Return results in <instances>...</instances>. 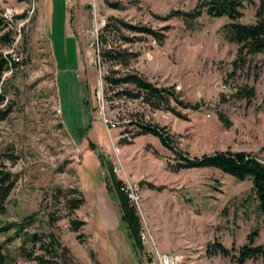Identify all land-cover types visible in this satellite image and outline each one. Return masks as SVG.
<instances>
[{"label": "rangeland", "instance_id": "374dc122", "mask_svg": "<svg viewBox=\"0 0 264 264\" xmlns=\"http://www.w3.org/2000/svg\"><path fill=\"white\" fill-rule=\"evenodd\" d=\"M200 1L53 0L52 10V0H0V11L12 8L22 16L16 22L30 16L18 48L24 63L5 80L14 109L0 124V154L16 185L6 213L0 214V229L36 217L20 236L16 227L0 231L9 259L33 264L21 247L41 254L38 243L25 241L34 233L54 232L77 264H94L91 250L100 258L103 244L118 235L127 238L118 203L106 188L107 166L137 188L141 221H147L162 250L184 255L183 264H238L240 248L250 244L252 232H257L253 246L264 247V214L250 179L241 181L209 167L175 170L173 149L151 133L137 135L140 123H156L167 128L178 151L191 157L231 148L264 161L263 55H248L234 65L238 45L221 32L227 17L204 13L194 30L177 17H157L193 10ZM114 2L121 7L110 5ZM243 4L245 23L255 22L260 8L264 12V0ZM110 17L155 29L170 26L163 44L152 37L133 44H124L119 36L108 39L139 53L132 70L158 86L175 91L182 86L177 95L191 107L172 103L184 117L113 95L104 76L112 68L125 70L104 61L102 43L96 44ZM101 151L107 166L101 164ZM58 186L78 187L85 194L86 203L76 213L87 222L80 231L83 240L70 229L63 203L51 196ZM50 213L60 216L53 225ZM218 243L231 251L229 256L216 250ZM245 264H264V255Z\"/></svg>", "mask_w": 264, "mask_h": 264}, {"label": "trees", "instance_id": "16d2710c", "mask_svg": "<svg viewBox=\"0 0 264 264\" xmlns=\"http://www.w3.org/2000/svg\"><path fill=\"white\" fill-rule=\"evenodd\" d=\"M136 2L137 0H131ZM133 3V4H134ZM113 7H121V3H110ZM135 5V4H134ZM244 7L243 0H202L197 6L190 11L174 10L167 13L165 16L158 15L157 17L163 20H169L177 17L183 21L186 28L194 30L199 24V18L207 13L210 17L221 18L227 17L228 22L221 27V32L224 38L230 43L238 45V57L234 61L237 65L240 61L245 60L248 55H263L264 63V12L260 8L257 12V19L253 23H245L241 19L244 15L242 9ZM22 17V16H17ZM16 17V18H17ZM6 21L0 16V124L5 121L13 112L14 106L7 98V89L4 73L10 69L13 72L18 70L20 64L16 63L10 54L5 55L3 49L12 45L14 41V33L11 30H6ZM170 26H163L155 29L146 25H135L124 19L110 17L101 28L100 54L104 61L111 63L114 66H121L125 71L119 68H112L108 74L104 76L106 85L111 88L114 96L129 97L132 99H140L154 110H167L174 114L184 117L173 105L172 100H175L178 105L183 108L191 107L188 103L179 98L177 92L172 87L158 86L156 83L149 80L139 71L132 70L130 67L132 62L139 57V53L129 50L124 44H133L143 41L146 37H152L160 44L166 39V32ZM125 31H129L132 36L127 35ZM119 36L124 44L111 45L109 44V36ZM24 63V60H23ZM22 63V64H23ZM127 85V87H123ZM247 94V92H246ZM86 101V100H85ZM86 107L89 108L87 102ZM200 105L195 106L199 108ZM220 118L223 119V117ZM225 121V119H223ZM151 133L158 137L162 144L177 153L178 162L172 166L175 170L185 168H217L224 173L230 174L237 179L244 181L250 179L253 183V191L258 200V208L264 214V161L256 154L246 150L226 149L216 151L211 154H203L202 156L191 157L186 155L176 148L174 145V137L169 133L165 126L156 123H140L138 134ZM135 135V134H134ZM90 148L95 149L96 144L89 143ZM99 158L102 166L106 165L104 158L105 154L99 152ZM107 166V165H106ZM109 174L106 176V188L111 196L116 199L121 216L120 225H123L127 230V237L131 242L134 252L143 248L140 239L141 220L136 207L130 202L126 192L121 189L122 181L113 170L107 166ZM16 180L13 172L9 169L7 160L3 154H0V214L7 211L8 199L14 190ZM52 198L60 203L67 211V216L70 222V229L78 233L77 238L83 240L84 234L80 231L86 225V220L77 216V211L86 203L85 194L78 187L62 188L60 186L54 188L51 194ZM36 217V213L26 217L22 222H14L0 229L6 231L10 228H17V236H20L23 229L30 225ZM60 219V216H55L50 213L49 222L53 225ZM257 232H252L249 235V243L240 248V254L237 257L238 264H245L250 257L264 255V247L262 245H254V235ZM29 236V235H28ZM25 241L38 243L41 254H37L33 250H27L25 246L21 247V251L27 260L33 264H77L76 259L71 254L70 249L64 245L54 232H49L46 236H40L38 233L31 234ZM216 250L224 256L230 255V250L219 244L215 246ZM90 256L94 264H104L97 257V254L91 250ZM0 264H24L9 259L8 255L3 251L0 245Z\"/></svg>", "mask_w": 264, "mask_h": 264}, {"label": "built area", "instance_id": "2783aa9c", "mask_svg": "<svg viewBox=\"0 0 264 264\" xmlns=\"http://www.w3.org/2000/svg\"><path fill=\"white\" fill-rule=\"evenodd\" d=\"M18 13L19 12L17 10H14L12 8H5L0 11V16H2L6 21V30H11L14 33V41L12 45L9 47H5L3 49V52L5 55L10 54L13 60L21 66L24 57L23 54L18 53V48L19 44H21L23 41L24 26L30 20V16L28 15V17H25L21 22H16L15 19H17L16 17ZM96 44L97 46H99L98 40ZM11 73H13V69L6 71L4 73L3 80H5ZM175 88L176 91H179L182 89V86L178 84L177 86H175ZM59 111H61V109H59ZM121 189L126 192L130 199V202L136 207V209L139 208L141 195L139 194L137 188H135L132 184H127L122 181ZM140 239L143 244V248L138 249L135 252L139 264H183V254L179 252H166L162 250L147 221H141Z\"/></svg>", "mask_w": 264, "mask_h": 264}, {"label": "crops", "instance_id": "0c3cea01", "mask_svg": "<svg viewBox=\"0 0 264 264\" xmlns=\"http://www.w3.org/2000/svg\"><path fill=\"white\" fill-rule=\"evenodd\" d=\"M53 6L54 2L52 0V10ZM66 31L67 35L71 36L68 33V29ZM99 254L104 264H116L118 261L120 264H138L136 254L132 248L130 240H128V237L124 239L119 235L116 236V238L111 242L103 244V246L99 250Z\"/></svg>", "mask_w": 264, "mask_h": 264}]
</instances>
